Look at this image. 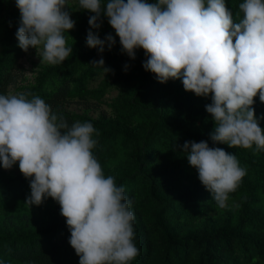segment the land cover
<instances>
[{"label":"trees","instance_id":"1","mask_svg":"<svg viewBox=\"0 0 264 264\" xmlns=\"http://www.w3.org/2000/svg\"><path fill=\"white\" fill-rule=\"evenodd\" d=\"M0 264H264V0H0Z\"/></svg>","mask_w":264,"mask_h":264},{"label":"rangeland","instance_id":"2","mask_svg":"<svg viewBox=\"0 0 264 264\" xmlns=\"http://www.w3.org/2000/svg\"><path fill=\"white\" fill-rule=\"evenodd\" d=\"M51 43V39L47 40V41H44V42H41L39 44V47L37 49V54L35 56H31V57H23L21 58V60H19V63L21 65V69H22V72L23 74H18L21 78L24 77V78H32L33 76V67H36L37 65L39 64H42L43 63V58H42V55H43V50L44 48L49 45ZM112 97V95L110 96ZM69 110H73L75 112H82L83 111V107L77 103H71L69 106H68ZM102 109H105V107H102ZM91 113L93 115H96L97 114V111H91Z\"/></svg>","mask_w":264,"mask_h":264},{"label":"built area","instance_id":"3","mask_svg":"<svg viewBox=\"0 0 264 264\" xmlns=\"http://www.w3.org/2000/svg\"><path fill=\"white\" fill-rule=\"evenodd\" d=\"M145 0H142V2H144ZM136 2H139V1H136Z\"/></svg>","mask_w":264,"mask_h":264}]
</instances>
